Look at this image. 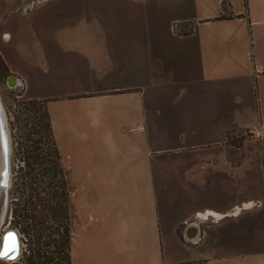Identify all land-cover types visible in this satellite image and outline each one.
<instances>
[{"label":"crops","instance_id":"obj_1","mask_svg":"<svg viewBox=\"0 0 264 264\" xmlns=\"http://www.w3.org/2000/svg\"><path fill=\"white\" fill-rule=\"evenodd\" d=\"M98 1L0 0V53L45 102L69 180L71 264H264V0H138L190 10L169 19L182 77L154 103L129 72L164 36L149 53L102 33ZM235 128L253 138L229 154Z\"/></svg>","mask_w":264,"mask_h":264},{"label":"rangeland","instance_id":"obj_2","mask_svg":"<svg viewBox=\"0 0 264 264\" xmlns=\"http://www.w3.org/2000/svg\"><path fill=\"white\" fill-rule=\"evenodd\" d=\"M125 1L126 0H100L97 2L98 5L102 4L104 7V10H98V13L103 16L102 22L104 23V27L102 33L121 35L125 39L129 38V41L131 38V45L134 43L136 45L140 44V49H142V46L145 44L146 50L149 53H151V48L148 41L150 34L153 35L158 33L164 36L162 42L163 51L160 48V50H156L155 54L151 55V57H148L147 55V60L143 61L141 59L140 68L137 69L138 72L133 73L132 70H130L128 80L130 82H145L149 88V90H147V98L151 99L152 103L160 100L169 101L171 98L169 94L162 97L160 96L159 89L153 88L158 87L159 84L169 87L170 84L179 81L182 77L180 71L181 66L177 65V61H174L176 60V57L177 60L180 61L179 53H171L170 51L166 50V47H170L171 43H175V40L172 39V35L170 34L172 31H170L169 19L173 17H185L190 10H185L182 7L165 9L164 7L160 8L158 5H155L154 8V5L150 4L147 11H145L141 3L138 0H135V3L131 4L136 5L137 14L136 18L132 20L129 17L122 18L120 13L121 10L118 8V5ZM171 1L172 3L178 2V0ZM189 1L193 3V0ZM105 5H107L108 10L106 9ZM142 13L144 16H142ZM107 21H109L110 25L105 26ZM28 26L27 29L30 27ZM177 29L184 32L190 30L191 28L189 24H185L178 25ZM32 30V28H29V31L25 33L26 39L27 35L30 34ZM41 32L42 29L39 27L38 33L41 34ZM132 36H136V41H133L134 39ZM11 44L12 43H8L7 45ZM134 51L137 52V50ZM158 51H160L163 56L162 60L164 63H162V65H159L160 59L158 57ZM152 56L155 57L154 60L152 59ZM15 58L17 60V55ZM170 62L173 64H170ZM160 67H162L161 70ZM169 69L174 71H167ZM13 74L14 73H11L6 60L0 53V106H2L4 109L5 117L7 118V129L9 131L11 143L10 167L12 171V182L9 189L7 211L0 226V248L2 247L3 234L5 231L9 230L10 228H16L20 230V227L15 225L12 216L11 207L13 206V201L18 199L20 196L28 200L30 199L28 196H23L21 193H18V189L23 186L20 185L21 172L22 174L25 173L24 181L29 182V184L37 190V195L40 193L41 200L36 198L37 195L35 198H33L36 202H44L53 194V191L55 190L53 186L52 188L50 187L52 185V181H54L50 178V174L52 172L50 167L51 164L54 163V160H56V150L53 140L50 136L49 129L46 125L48 120L46 117L45 104L42 101L27 99L24 97L25 81L22 78H20L22 84L11 86L9 84V78ZM166 90V92L169 93L168 89ZM30 100L33 102L29 103L28 101ZM31 131L36 133H31ZM243 134L244 144L246 140L253 138V133L250 131H246ZM36 139L40 140L41 146L39 151L32 150L34 141H36ZM37 154L40 155V159H43L42 168H44V170H41V167L35 163L36 160L34 156ZM2 156V148L0 146V179L2 177L1 171L3 170ZM26 161L30 162L31 167H29V164ZM26 172L28 173V176ZM68 185L70 189L69 180ZM27 189L28 193L33 191L29 188ZM36 208L38 211H42V214L38 212V214L42 216L45 211L42 204L37 205ZM49 224L51 226H56L55 222L52 220H49ZM20 232L23 237V251L21 256H19V258L14 261L0 258V264H25V256L23 253L28 248L30 235L25 234L22 231ZM53 237H56L58 242L53 241L52 243V241H49V239L45 237H42L39 239V241L43 244L42 247L48 256L53 260L54 264H57L59 262L61 263V256L58 251L62 241L61 238L57 236V234H54Z\"/></svg>","mask_w":264,"mask_h":264},{"label":"trees","instance_id":"obj_3","mask_svg":"<svg viewBox=\"0 0 264 264\" xmlns=\"http://www.w3.org/2000/svg\"><path fill=\"white\" fill-rule=\"evenodd\" d=\"M223 5L226 6V0H223ZM225 16H220L223 18ZM233 15H230V18ZM192 28L186 32H191ZM32 103L33 101H28ZM44 104L45 102L42 101ZM46 108V117H47V127L49 129L50 136L53 140L54 147L56 150V160L51 164V174L50 178L52 181V186L55 188L53 194L47 198L44 202H36L35 198L37 195V190L29 184V182L24 181V174L20 175V185H23L20 189H18V193H21L23 196H28L30 199L23 198L22 196L18 197V199L14 200L13 206L11 207L12 216L15 225L20 227L19 231L24 232L25 234H29V244L26 251L23 253L25 256L24 261L25 264H54L53 260L48 256L44 248L42 247V243L39 241L42 237L48 238L49 241L58 242L56 237H53L54 234H57L59 238H61V245L59 247V254L61 256V263L57 264H71L70 259V249H71V215H70V204H71V194L68 185L67 174L62 163V155L60 150L58 149L52 131V125L50 121V116ZM249 130L244 128H235L229 132L228 141H227V151L229 154L235 149H242L244 146V138L243 133ZM31 133H36L31 131ZM262 144L264 148V138L262 139ZM40 140L36 139L33 145V151L40 150ZM35 157V163H37L41 170L43 166V159H40V155L37 154ZM31 167L30 162L26 161ZM23 169V168H22ZM27 173V172H26ZM30 174V173H29ZM28 176V173H27ZM30 191L28 193V189ZM15 193V192H14ZM40 199V193L36 197ZM43 206L44 214L40 216L38 212L42 214V211H38L36 206ZM49 220L55 222L56 226H51L49 224ZM54 229V230H51ZM39 241V242H38ZM64 261V263H63ZM169 264H205L204 260H187L182 262H175Z\"/></svg>","mask_w":264,"mask_h":264},{"label":"water","instance_id":"obj_4","mask_svg":"<svg viewBox=\"0 0 264 264\" xmlns=\"http://www.w3.org/2000/svg\"><path fill=\"white\" fill-rule=\"evenodd\" d=\"M13 79L15 82V78L14 75H11L9 78V84L11 86H15L16 83L13 84V82L10 81V79ZM4 134L6 136V139L9 140L10 139V135H9V131L7 129V125L4 126ZM11 167H10V163L9 160L7 159L6 165H5V169L3 170V181H2V185L4 187H7L4 190V200H2V202L0 203V219L3 220V218L5 217L6 211H7V204H8V196H9V188L11 185ZM6 182V184H5ZM3 222V221H2ZM2 222L0 223V226L2 224ZM194 228L195 226L192 224L191 228ZM189 230H194L195 229H188ZM18 249V254H14V251ZM8 251V252H5ZM20 252H21V240H20V236L19 233L14 230V229H9L7 231L4 232L3 234V242H2V247L0 249V257H4L7 258L9 260H14L17 259L20 256Z\"/></svg>","mask_w":264,"mask_h":264},{"label":"bare ground","instance_id":"obj_5","mask_svg":"<svg viewBox=\"0 0 264 264\" xmlns=\"http://www.w3.org/2000/svg\"><path fill=\"white\" fill-rule=\"evenodd\" d=\"M10 81L13 82V84H14V83H16L17 78H15V82H14V80L12 78L10 79ZM2 109H3L2 106H0V146L2 148V154H3L2 160H3V170H4L6 162H7V159L9 160V163L11 162L10 161L11 143H10V139L9 140L6 139V136H5L4 131H3L4 126L7 125V118L5 117L4 109L3 110ZM3 170L1 171L2 177L0 179V190H1L0 203L2 202V200H4V198H3L4 197V190L3 189L7 188V187H4L2 185V181H3V178H4ZM11 179H12V173H11ZM11 182H12V180H11ZM5 184H6V182H5ZM10 187H11V185H10ZM2 221L3 220L0 219V223ZM5 252H8V251H5ZM15 254H18V250L15 251Z\"/></svg>","mask_w":264,"mask_h":264},{"label":"built area","instance_id":"obj_6","mask_svg":"<svg viewBox=\"0 0 264 264\" xmlns=\"http://www.w3.org/2000/svg\"><path fill=\"white\" fill-rule=\"evenodd\" d=\"M18 79V82H17V84L16 85H20V84H22L21 83V79L20 78H17ZM15 85V86H16ZM18 233H19V236H20V240H21V252H20V256H21V254H22V251H23V237H22V234H21V232L18 230V229H15ZM1 249V248H0ZM2 258H4V257H2ZM19 258V257H18ZM17 258V259H18ZM14 260H16V259H14ZM14 260H12V261H14Z\"/></svg>","mask_w":264,"mask_h":264},{"label":"flooded vegetation","instance_id":"obj_7","mask_svg":"<svg viewBox=\"0 0 264 264\" xmlns=\"http://www.w3.org/2000/svg\"><path fill=\"white\" fill-rule=\"evenodd\" d=\"M10 229H14V230H15L16 228H10ZM1 242H2V239H1ZM16 250H18V249H16ZM16 250H15V251H16ZM15 251H14V254H15ZM18 252H19V251H18ZM0 258H2V257H0ZM3 259H7V258H3Z\"/></svg>","mask_w":264,"mask_h":264}]
</instances>
